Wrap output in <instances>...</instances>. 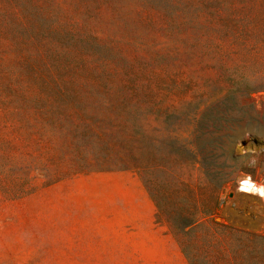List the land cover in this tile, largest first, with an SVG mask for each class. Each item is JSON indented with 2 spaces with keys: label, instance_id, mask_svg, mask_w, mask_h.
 <instances>
[{
  "label": "rangeland",
  "instance_id": "rangeland-1",
  "mask_svg": "<svg viewBox=\"0 0 264 264\" xmlns=\"http://www.w3.org/2000/svg\"><path fill=\"white\" fill-rule=\"evenodd\" d=\"M117 1V19L148 43L138 58L149 79L166 80H154L153 98L132 101L141 107L138 115L102 118L104 105L86 104L101 118L104 139L94 138V151L102 146L111 162L95 166L104 170L68 172L56 180L46 177V155L89 156L92 140L74 137L79 153L46 129L31 140L26 129L3 118L0 106V264H191L166 216L156 221L152 194L165 212L176 205L207 206L213 196L209 173L216 171L233 181L221 189L214 218L233 229L199 227L191 234L193 251L207 264H264V238L247 234L264 235V198L239 189L247 177L264 187V35L219 23L209 29L206 47L202 39L192 49L204 30L192 21V13L205 8L200 0L192 1L198 3L193 10L181 4L176 25L158 19L155 27L137 23L136 0ZM104 17L111 19L108 12ZM106 27L120 37L117 22ZM237 75L248 83H235ZM132 121L141 126L120 128ZM43 125L35 121L36 128ZM131 153L147 160L148 188L138 172L121 169V157Z\"/></svg>",
  "mask_w": 264,
  "mask_h": 264
},
{
  "label": "trees",
  "instance_id": "trees-1",
  "mask_svg": "<svg viewBox=\"0 0 264 264\" xmlns=\"http://www.w3.org/2000/svg\"><path fill=\"white\" fill-rule=\"evenodd\" d=\"M192 1L136 0L135 19L147 27H155L158 19L164 24L166 21L167 25H176L183 13L181 4L186 2L193 10V5L198 3ZM199 4L205 8L200 12L196 9L192 21L204 24V30L197 42L192 43L196 46H191L192 49H197L202 39L206 47V38L211 36L209 29L219 23L228 28L238 25L247 35H264V0H200ZM208 6L213 8L209 11ZM121 8L117 0H0V106L3 118L17 125L15 129H26L31 140L41 130L55 132L78 153L82 146L72 141L74 137L92 140L86 147L89 156L68 160L62 159L63 151L52 157L47 154L46 160L51 164L46 167V177L51 180L68 172L104 170V167L95 166L111 162V154L102 146L94 151L95 143H98L94 138L104 139L99 127L101 118L87 109L86 104L93 101L104 105L107 116L100 115L102 118L138 115L141 107H136L132 101L143 103L153 98L156 95L154 80L158 84L166 80L161 75L149 79V72L138 58L139 54L148 52V43L144 36L130 30L127 22L117 19ZM106 12L111 19L106 20ZM112 22L118 23L120 37L106 27ZM238 75L232 78L235 83L240 86L248 83L244 76L238 78ZM167 77L170 79V75ZM38 118L44 125L36 128ZM139 126L141 123L132 121L125 122L120 128ZM120 160L126 164L121 169L138 172L148 188L146 158L140 153H131ZM52 165L57 167L54 172ZM209 175L212 176L213 196L207 206L176 205L165 212L158 195L152 194L158 207L156 221L161 222V214L166 216L165 222L171 232L179 236L181 248L191 264H207L208 260L205 255L193 251L196 241L191 234L194 235L199 227L221 232L233 229L214 218L220 191L233 179L219 171ZM247 234L264 238L260 234Z\"/></svg>",
  "mask_w": 264,
  "mask_h": 264
},
{
  "label": "bare ground",
  "instance_id": "bare-ground-1",
  "mask_svg": "<svg viewBox=\"0 0 264 264\" xmlns=\"http://www.w3.org/2000/svg\"><path fill=\"white\" fill-rule=\"evenodd\" d=\"M245 179H247L246 180L247 181V185L249 184L248 188L253 189L256 193L259 194V190L260 189H264V187L258 188L257 184H259V183L254 182L253 180L249 179V177H247ZM262 185L264 186V184H262ZM262 197L264 198V196H262Z\"/></svg>",
  "mask_w": 264,
  "mask_h": 264
},
{
  "label": "built area",
  "instance_id": "built-area-1",
  "mask_svg": "<svg viewBox=\"0 0 264 264\" xmlns=\"http://www.w3.org/2000/svg\"><path fill=\"white\" fill-rule=\"evenodd\" d=\"M246 180L247 179H244V180L241 181L239 189L242 190V191H245V192L254 191L253 189L248 188L249 184L247 185V181Z\"/></svg>",
  "mask_w": 264,
  "mask_h": 264
},
{
  "label": "clouds",
  "instance_id": "clouds-1",
  "mask_svg": "<svg viewBox=\"0 0 264 264\" xmlns=\"http://www.w3.org/2000/svg\"><path fill=\"white\" fill-rule=\"evenodd\" d=\"M259 194H260L261 196H264V189H260V190H259Z\"/></svg>",
  "mask_w": 264,
  "mask_h": 264
},
{
  "label": "crops",
  "instance_id": "crops-1",
  "mask_svg": "<svg viewBox=\"0 0 264 264\" xmlns=\"http://www.w3.org/2000/svg\"><path fill=\"white\" fill-rule=\"evenodd\" d=\"M142 185H143V184H142ZM143 186H144V185H143ZM145 190H146V188H145ZM150 220L153 221V215L150 216ZM186 264H187V262H186Z\"/></svg>",
  "mask_w": 264,
  "mask_h": 264
}]
</instances>
